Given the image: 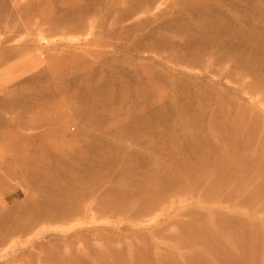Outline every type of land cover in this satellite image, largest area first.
I'll list each match as a JSON object with an SVG mask.
<instances>
[{"label": "rangeland", "instance_id": "rangeland-1", "mask_svg": "<svg viewBox=\"0 0 264 264\" xmlns=\"http://www.w3.org/2000/svg\"><path fill=\"white\" fill-rule=\"evenodd\" d=\"M0 264H264V0H0Z\"/></svg>", "mask_w": 264, "mask_h": 264}, {"label": "bare ground", "instance_id": "bare-ground-1", "mask_svg": "<svg viewBox=\"0 0 264 264\" xmlns=\"http://www.w3.org/2000/svg\"><path fill=\"white\" fill-rule=\"evenodd\" d=\"M43 110V109H42ZM53 112V111H52ZM32 115V114H31ZM48 115V114H47ZM33 116V115H32ZM41 119V118H40ZM47 119V118H46ZM48 120V119H47ZM33 122V121H32ZM46 133V132H45ZM50 134V133H49ZM48 135V134H47ZM21 141V140H20ZM16 143V142H15ZM13 144H14V142H13ZM18 146H20V145H18ZM23 146V145H22ZM28 146V145H27ZM16 151V150H15Z\"/></svg>", "mask_w": 264, "mask_h": 264}]
</instances>
